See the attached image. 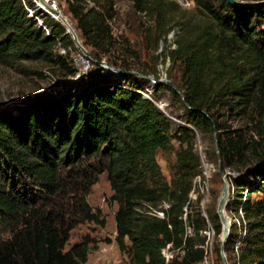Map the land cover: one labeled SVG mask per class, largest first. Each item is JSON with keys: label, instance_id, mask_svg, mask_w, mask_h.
Listing matches in <instances>:
<instances>
[{"label": "trees", "instance_id": "1", "mask_svg": "<svg viewBox=\"0 0 264 264\" xmlns=\"http://www.w3.org/2000/svg\"><path fill=\"white\" fill-rule=\"evenodd\" d=\"M242 1L234 7L228 0H194L201 18L174 17L169 7L174 1H135L154 22L147 28L153 46L176 31V47L168 56L180 62L181 84L175 86L187 104L172 84L160 85L187 110L190 127L173 129L139 86L109 77L82 90L74 86L53 96L28 97L14 110L0 107V229L9 234L0 237V264H86L90 243L96 249L99 240L87 235L69 242L79 224L106 225L102 210L88 201L102 173L113 191L108 202L118 205L115 240L129 264H166L161 249L170 242L185 250L170 264L201 262L203 230L211 225L221 237L223 225L218 210L206 216L187 210L193 181L201 174L196 130L213 134L221 168L238 172L228 178L227 204L238 213V223L232 219L223 249L219 238L218 263L224 250L233 264H264V141L246 131L250 123L264 121V0ZM66 2L83 45L102 60L116 42L112 5ZM44 24L50 35L28 16L23 0H0V64L41 61L61 66L63 78L74 77L78 69L56 48L58 39L68 47L64 40L70 33L50 17ZM119 66L130 70L126 63ZM176 140L168 180L157 154L174 150ZM151 207L165 217L149 213Z\"/></svg>", "mask_w": 264, "mask_h": 264}, {"label": "rangeland", "instance_id": "2", "mask_svg": "<svg viewBox=\"0 0 264 264\" xmlns=\"http://www.w3.org/2000/svg\"><path fill=\"white\" fill-rule=\"evenodd\" d=\"M135 1L100 0L102 5H112L111 12L114 13V16L110 19V24L116 38L114 48L110 53L104 55L102 60L118 69H123L119 66L121 62L126 63L131 71H136L140 75H127L118 69L103 68L100 64L99 66L96 65L97 58L94 57L95 50L91 46L84 45L88 54L81 51L76 46L70 34V37L64 40V43L68 46L65 48L66 53H60L59 50L58 52L78 69V73L74 77L63 78L62 73L64 69L61 66L49 65L41 61H25L15 66L0 64V107L14 110L28 97L53 96L66 89H74V86L76 90H82L84 87H90L104 78L109 77L117 81L119 85H130L131 82H134L136 86H139L140 88L138 90L146 96H151L159 108L172 120L173 129H178L179 126L190 127L187 110L180 102L173 98L169 89L161 88L160 85L162 83L160 80H163L166 84H181L182 69L180 62H173L168 56V51L176 47V43L174 42L176 31H171L166 39L161 40L157 46H153L151 39H148L150 30L147 28L152 26L154 22L148 18V15L138 11ZM168 1L175 2L169 5L174 17L181 14H185L186 16L197 14L200 18L203 16L201 11L195 8V4L187 6L182 0ZM59 2L64 17L76 29L77 23L68 10L66 0H59ZM76 32L81 38V32L77 29ZM80 40L83 42V38ZM61 47L63 46L61 45ZM261 122L250 123L246 131L257 140L264 141V121ZM234 126H238V123H234ZM178 144L179 142L176 140L174 141V150L170 152L160 150L157 154V160L162 172L168 180L171 179V167L174 164L175 149L178 148ZM194 146L200 157L199 167L201 174L193 181V188L190 194L192 201L187 210H193V212L200 210L206 216L208 210L217 212L218 200L224 182L219 171V160L215 157L216 146L213 134L196 130ZM227 170L232 172L234 174L233 176L238 175V172L231 168H227ZM112 193L113 191L107 174L102 173L99 175L98 181L93 185L92 191L88 195V201L94 208H100L102 210L103 216L106 219V225L102 227L94 222H85L77 225L71 233L70 245L88 235L91 238L99 240L96 249H93L90 243L89 253L94 254L101 244L108 247V242L103 240L109 238L108 234L112 233L113 228L116 226L114 215L118 207L117 203L110 205L108 202V198ZM245 193L246 191L244 192V196L246 195ZM226 210L227 214L232 217L233 223L237 222L238 213L234 209L228 211L226 208ZM210 227L213 228L211 225ZM8 236L7 228L0 229V237L6 238ZM219 238L221 239L214 230V235L211 238L213 244L211 256L213 264H219L217 257ZM66 248H69V245ZM105 254L106 257L110 256L117 264H129L127 255L120 251L113 253L109 248L105 251ZM225 255L228 263L233 264L231 254L225 251ZM119 258L122 260L120 261Z\"/></svg>", "mask_w": 264, "mask_h": 264}, {"label": "built area", "instance_id": "3", "mask_svg": "<svg viewBox=\"0 0 264 264\" xmlns=\"http://www.w3.org/2000/svg\"><path fill=\"white\" fill-rule=\"evenodd\" d=\"M24 4L28 11V16L34 18L40 26L46 31L47 35H50V29L44 24V17H50L54 20H58L59 16L63 15L61 9V4L59 0H32V4L28 5L25 0ZM182 2L187 6H192L195 4L194 0H182ZM61 41L58 39L57 49L60 53H66L65 47H61ZM82 51V50H81ZM82 57V56H80ZM84 58V57H82ZM83 60V59H82ZM77 61V60H76ZM84 62V61H83ZM77 63V62H76ZM234 175V174H233ZM164 207H169L168 203H164ZM149 213L156 215L157 217L164 218L165 212L160 208H152ZM186 218V216H185ZM188 232L191 233V227H188ZM204 235L206 236V242L203 246L205 249L204 259L197 264H213L212 259V236L214 235V229L210 226L203 230ZM185 250L181 247H175L172 242L168 243L164 248L161 249V254L165 259L166 264L172 263L176 258L181 259L184 255Z\"/></svg>", "mask_w": 264, "mask_h": 264}, {"label": "water", "instance_id": "4", "mask_svg": "<svg viewBox=\"0 0 264 264\" xmlns=\"http://www.w3.org/2000/svg\"><path fill=\"white\" fill-rule=\"evenodd\" d=\"M228 1L234 7H240L242 5V3H243L242 0H228ZM67 33H70L72 35V38H73L76 46L79 49H81L83 52L88 54V51L86 50L85 46L83 45L82 41L80 40V37L76 33V29L72 28V31H70L68 29ZM96 61H98L100 66H102L103 68L111 67L113 69H118L115 66H113L112 64H108L104 60L96 59ZM118 70H121L122 72H125V73L133 74V75H140V73H138L136 71H131V70H127V69H118ZM160 82H163V80H160ZM172 86L179 94H181L184 103L187 104V102L185 101V98H184V95H183L182 91L179 90L175 85L172 84ZM214 134L216 136V132ZM216 145L218 146V141H216ZM217 152L219 153L218 149H217ZM218 165H219L220 174H221V176L223 178V182H224L223 189H222L221 195H220L219 200H218V214L220 216V219H221V222H222V225H223V231H222V236H221V240H222L221 248L223 249L225 241L227 240V238H228V236L230 234L231 226H232V218L227 214L226 208H227V204H228V201H229L231 193H232L231 184H230V181H229L228 178H229V176H232L233 173L228 171V170L224 171L221 168L220 155H219V164ZM221 256H222V264H228V261H227V258H226L224 250L221 251Z\"/></svg>", "mask_w": 264, "mask_h": 264}, {"label": "crops", "instance_id": "5", "mask_svg": "<svg viewBox=\"0 0 264 264\" xmlns=\"http://www.w3.org/2000/svg\"><path fill=\"white\" fill-rule=\"evenodd\" d=\"M115 236H116V226L113 228L112 233L108 234V237L111 238L112 240L110 243H108V247H105L103 246V244H101V246H99V248L94 254L89 253L88 261L86 262V264H117L116 262L113 261V259L110 256L106 257L105 254V251L109 248L112 250L113 253H115L116 251L117 252L120 251L116 243ZM119 259L120 261L122 260L121 258Z\"/></svg>", "mask_w": 264, "mask_h": 264}, {"label": "bare ground", "instance_id": "6", "mask_svg": "<svg viewBox=\"0 0 264 264\" xmlns=\"http://www.w3.org/2000/svg\"><path fill=\"white\" fill-rule=\"evenodd\" d=\"M58 20L67 28V30L69 29L70 31H72V26L69 24V22L67 21V19L64 17V15L59 16ZM72 33V32H71ZM77 33V32H76ZM108 68V67H106ZM111 68V67H109ZM113 69V68H112Z\"/></svg>", "mask_w": 264, "mask_h": 264}]
</instances>
